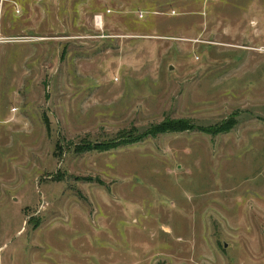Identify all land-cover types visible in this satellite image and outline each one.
Masks as SVG:
<instances>
[{
    "label": "rangeland",
    "instance_id": "1",
    "mask_svg": "<svg viewBox=\"0 0 264 264\" xmlns=\"http://www.w3.org/2000/svg\"><path fill=\"white\" fill-rule=\"evenodd\" d=\"M0 7V264H264V0Z\"/></svg>",
    "mask_w": 264,
    "mask_h": 264
},
{
    "label": "trees",
    "instance_id": "2",
    "mask_svg": "<svg viewBox=\"0 0 264 264\" xmlns=\"http://www.w3.org/2000/svg\"><path fill=\"white\" fill-rule=\"evenodd\" d=\"M229 129V127L226 125L224 127H221L218 130H221L220 132H224L227 131ZM192 130V125L185 121V120H179V121H166L156 127H154L153 129H151L150 131H147L145 133L140 134L139 136H128L126 139H123L120 142L117 143H110L108 145L106 144H101V145H97V147H89V149L87 150H92V149H100V150H105L108 149L109 147H117L118 144H126V143H133V142H137L140 141L141 139H144V137L147 136H157V135H163V134H170V133H183V132H188ZM124 142V143H122Z\"/></svg>",
    "mask_w": 264,
    "mask_h": 264
},
{
    "label": "built area",
    "instance_id": "3",
    "mask_svg": "<svg viewBox=\"0 0 264 264\" xmlns=\"http://www.w3.org/2000/svg\"><path fill=\"white\" fill-rule=\"evenodd\" d=\"M3 1H4V0H1V2H0V6H2V4H3ZM0 8H1V7H0Z\"/></svg>",
    "mask_w": 264,
    "mask_h": 264
}]
</instances>
